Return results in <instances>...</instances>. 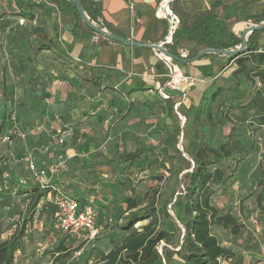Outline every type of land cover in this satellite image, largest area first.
<instances>
[{
  "label": "rangeland",
  "instance_id": "obj_1",
  "mask_svg": "<svg viewBox=\"0 0 264 264\" xmlns=\"http://www.w3.org/2000/svg\"><path fill=\"white\" fill-rule=\"evenodd\" d=\"M25 1L38 4L31 9L32 19L15 14L17 8L13 0H0V11L6 13L4 19L0 20V117L4 115L6 118L13 114L24 133L23 138L0 143V179L3 178L5 185L12 186L14 190L11 193L0 191V242L7 239L27 218L22 245L14 255L13 264H71L77 260L79 264H83L85 257L87 264H95L100 254L119 243L123 236L117 230V223L130 211L124 201L127 197L134 198L139 206L156 202L164 226L173 235L172 245L179 244L182 228L176 220L175 203L171 206L174 199L169 204L158 202V198L161 201L169 194V189L164 186L163 181L153 178L164 173L163 167L157 163L167 160L166 156L177 150L188 157L184 149L189 145L193 129H197L202 140H208V131L213 129L215 135L211 143L216 145L227 133L228 124L223 128L218 125L212 127L207 123L205 114L210 106L214 120H219L220 112L226 107L227 97L215 98L209 105L213 89H206L198 103L188 109L183 101L175 106L181 99L176 92H172L170 99H163L156 88H149L146 95L131 102L129 106L127 101L114 100L113 105L97 115L99 102L91 100L90 95L85 99L87 94H84L79 99L78 96L74 98L78 95L75 93L66 96L65 92L51 91L52 86L48 81L52 82V78L58 77L57 75L46 76L45 71L39 72L31 68L17 70L13 56H50V52L46 50L33 53L28 45L29 32L47 29L53 33L54 22L57 25L60 22V15L49 0ZM188 1L191 4L186 5V1L175 2L177 11L186 21H190L196 13L210 8L205 6L208 0ZM170 9L173 11L171 5ZM173 12L179 18L178 12ZM86 28L96 40L103 39L102 35ZM191 45L182 43L178 50L188 51ZM78 53L79 51H72L73 55ZM205 69L209 70L210 66H205L203 70ZM90 90L88 89V94ZM62 97L65 98L62 100ZM61 106L64 108L60 109ZM121 111V118L113 121ZM46 112L58 116L70 132L62 146L55 144V129L50 126ZM92 117L97 118L91 121ZM86 143L89 146L80 151L79 145ZM142 147L149 150L129 165L117 159ZM261 147L263 148V142ZM60 150L74 155L67 159L53 178H62L63 186H73L75 192H84L90 200L105 209H98L105 217L98 224L101 228L99 235L90 242L78 241L73 236L65 235L56 226V212L49 203L44 205L39 202L30 217L28 206L32 193L15 192L18 186L30 188L33 184L28 178L26 156L32 155L39 165L45 166ZM111 158L113 160L110 163H105ZM261 163L258 160L260 168ZM88 164L95 165L96 177L91 175L90 181L86 180L85 166ZM93 179L97 181L92 182ZM260 180V184H263L264 176ZM258 206L256 225L250 228L255 237L248 239L251 242L247 245V249L255 250L257 255L247 257L248 264H264V198L259 200ZM141 224L142 222H137L134 226ZM217 235L220 240L228 242L225 232H217ZM61 241L68 251L67 255L57 258L53 250ZM236 245L239 246L237 243ZM158 249L161 250L160 245ZM78 250L79 254H75ZM156 264L166 263L162 261ZM171 264L178 263L172 260Z\"/></svg>",
  "mask_w": 264,
  "mask_h": 264
},
{
  "label": "trees",
  "instance_id": "obj_2",
  "mask_svg": "<svg viewBox=\"0 0 264 264\" xmlns=\"http://www.w3.org/2000/svg\"><path fill=\"white\" fill-rule=\"evenodd\" d=\"M80 1L84 13L90 20L96 21L101 14L97 3H93L91 0ZM13 2L17 8L15 14L26 19L33 18L31 9L38 4L25 0H13ZM49 2L59 13L71 12L76 28L85 25L80 20L72 0H49ZM175 2L177 0H172L170 5L173 11L178 12ZM88 3L95 4L94 8L91 9V6L87 5ZM223 3L224 0H212L209 9L196 13L190 21H186L178 12V27L172 34V42L165 44V47L171 53L178 55L177 50L180 44H192L185 58L187 61L185 63L178 62L179 65L191 64L206 55H216V53L205 54L196 58L197 53L203 48L229 50L240 44V37L228 28L227 18L218 13V9ZM232 6V17H236L238 7L235 4ZM5 15V12L0 11V20L4 19ZM248 18L252 19L255 24H260L264 21V9ZM103 24L108 26L104 21ZM263 30L253 29L245 41L244 52L229 57L235 61L237 67L232 71L231 77L215 85L210 95L209 105L215 98L227 97L226 107L220 112L219 120H214L210 106L205 114L207 123L212 127L218 125L223 128L228 124L227 133L219 139L216 145H213L211 143V139L215 135L213 129L208 131V140L200 139V133L197 129H193L189 145L184 149L188 157L182 151L177 150L168 154L167 160L157 163L163 167L164 173L155 175L153 178L163 181L164 186L169 189V194L165 195L161 201L158 198V202L169 204L174 199L171 206L175 203L176 220L182 228L180 243L172 245L173 235L164 226L163 217L156 202L151 201L139 206L134 198L127 197L124 198V201L130 211L117 223V230L123 236L119 243L108 251L102 252L95 264H156L162 263V261L171 264L172 260L178 264H222V261L229 264L242 263V255L231 247L222 245L214 230L227 229L236 238L242 232L244 225L239 217L231 212L230 206L217 207L213 204V199L218 194H225L229 191L231 184L238 179L242 169L247 167L248 156L251 153H257L255 135L259 130H263V156L259 159L262 162L260 165L262 168H258L254 179L261 189L264 187V183L260 184V177L264 176V43H258L256 40L257 34ZM110 31L118 33L115 29H110ZM28 45L33 53L49 50L54 59L66 63L65 51L45 30H31ZM88 81L96 84L95 80ZM95 87L96 92L99 86ZM95 92L93 91L91 95H94ZM130 92L124 93L127 95ZM122 113H118L113 121L119 119ZM11 115L9 114L6 118L4 115L0 117V143H9L2 138L11 125ZM244 125L246 126L244 127ZM17 126L21 130L18 122ZM61 128H66V126ZM148 150L147 147L138 148L117 159L129 165ZM112 160L113 158L105 163H110L109 161ZM85 168L87 181H90L91 175L96 177L94 164H88ZM96 181V179L92 180V182ZM0 185V191L8 193L14 191L12 186L5 185L3 178L0 179ZM18 187L15 188L17 193H32L28 206L30 217L39 202L44 205L49 203L56 212V226L57 209L51 201L56 194L75 197L81 205L92 206L97 217V224L102 220V217H105L98 211V209L105 210L101 208L100 204L90 200L84 192H75L73 186H63L61 178H53L43 187L35 184H32L30 188ZM261 194L260 199L264 198V189ZM26 219L7 239L0 242V264H13L14 255L22 245ZM109 220L110 218H108ZM137 222H142V224L134 226ZM64 234L70 236L66 232ZM176 246L177 248H173ZM53 251L59 258L62 255H67L68 250L61 241ZM84 260L86 261L83 264H87L86 257ZM71 264H79V260L73 261Z\"/></svg>",
  "mask_w": 264,
  "mask_h": 264
},
{
  "label": "crops",
  "instance_id": "obj_3",
  "mask_svg": "<svg viewBox=\"0 0 264 264\" xmlns=\"http://www.w3.org/2000/svg\"><path fill=\"white\" fill-rule=\"evenodd\" d=\"M91 1L97 3L100 8L101 14L96 21L106 30L115 29L118 35L144 44L161 43L165 40L167 22L155 15L160 0ZM178 1H186L184 2L186 5L191 4L188 0ZM211 2L212 0L206 1L205 6L209 8ZM130 4L132 7H130ZM233 4L238 7L236 17H232ZM87 5L91 6V9L95 6V4L90 5L89 3ZM263 9L264 0H224L222 6L218 9V13L227 18L230 31L240 37L247 26L255 24L248 17L261 12ZM57 13L60 15V22L58 25L54 22L53 33L48 32L47 29L44 30L65 51L67 55L64 56L66 63L57 61L51 54L50 56H20L21 58L13 56L12 59L15 61L17 70L22 71L31 68L36 69L35 71L39 70V72L45 71L46 76H51L50 74L57 75L59 78H52V82L48 81V84L52 86L51 91L65 92L64 95L66 96L75 93V95H78L74 98L78 96L79 99L84 94H87L85 99L90 95L91 100L99 102L97 115L107 109L108 106L113 105L114 100L118 102L127 101L129 106L131 102H135L146 95L149 88H156L164 81L166 69L158 58V52L146 47L127 46L121 42L109 40L104 36L103 39L96 40V37L87 30V26L80 25L76 28L75 19L71 12ZM103 21L108 25L107 27L104 26ZM249 34L250 32L247 34V38ZM256 40L258 43H264V30L257 34ZM73 50L79 51V53L73 55ZM207 65L210 66V69L203 70ZM236 67L237 64L234 60L217 53L216 55H206L191 64L180 65L184 72L194 77H204L211 80L206 83L197 82L190 86L186 84H183V87L181 86L187 93L185 101L183 100L186 108L190 109L196 105L206 89L208 91L214 90L215 85L231 77V73ZM88 80H95L96 84H92ZM96 85L99 86V89L95 92ZM210 86L212 87L209 88ZM88 89L90 90L89 94ZM93 91L95 94L91 95ZM126 91L131 92L125 95L124 92ZM64 98L60 99L63 100ZM61 108L64 107L61 106ZM126 110L127 108L124 112ZM46 114L48 120L50 119V122H46H49L50 126L55 129V135L59 128L66 126L55 114L50 115L51 112H46ZM96 118L92 117L90 119L93 121ZM262 131L256 132L255 138L258 151L248 156L247 167L242 169L238 179L231 184L227 193L218 194L213 199V204L217 207L230 206L231 212L238 216L244 225L242 232L236 238L227 229L218 228L214 230L222 245L231 247L242 255L241 264H248L247 257L251 258L257 255L255 250L247 249V245L251 242L249 240L255 237L250 228L256 225L255 217L258 215V202L262 195L261 186L257 185L254 179L259 168L257 163L263 149L261 147L263 142ZM88 146L87 143L79 145L78 149L81 151L82 148ZM68 151L70 152L71 149H68ZM51 162L47 163L50 164ZM61 182L63 184L62 178ZM217 232H225L228 242L220 240ZM240 244L246 246L241 247ZM222 264L229 263L222 261Z\"/></svg>",
  "mask_w": 264,
  "mask_h": 264
},
{
  "label": "built area",
  "instance_id": "obj_4",
  "mask_svg": "<svg viewBox=\"0 0 264 264\" xmlns=\"http://www.w3.org/2000/svg\"><path fill=\"white\" fill-rule=\"evenodd\" d=\"M171 2L172 0H168L167 3H165V0H161L155 10V15L167 22L166 37L165 40L161 42L164 45L172 42V34L179 24L178 16L170 9ZM130 7H132L131 4ZM92 21L95 24H99L98 21ZM177 53L181 58H186L188 55V51L183 49L177 50ZM158 58L165 67L166 73L164 81L156 87V91L163 99H170L172 97V92L179 94L181 99L176 102L175 106H178L186 98V90L181 89L183 84L190 86L197 82L206 83L207 81H211L208 78H197L184 72L180 68L178 62L168 55L158 52ZM10 120L11 125L2 138L7 142H11L13 138L24 137V133L17 126L16 118L13 114ZM69 133L67 128H59L54 138L55 144L62 146ZM73 155L74 154H68V152L60 150L55 154L54 160L45 166H40L32 155L26 156L25 164L29 174L28 178L35 185L40 187L45 186L53 179L55 174H58L59 169L67 159L73 157ZM51 201L56 206L57 227L61 231L83 242H90L99 235L101 228L97 224V217L92 206L88 204L81 205L75 197L63 194H56ZM79 252L80 250L76 251L75 254H79Z\"/></svg>",
  "mask_w": 264,
  "mask_h": 264
},
{
  "label": "water",
  "instance_id": "obj_5",
  "mask_svg": "<svg viewBox=\"0 0 264 264\" xmlns=\"http://www.w3.org/2000/svg\"><path fill=\"white\" fill-rule=\"evenodd\" d=\"M72 1L74 4V8L80 17V20L88 28L104 36L105 38H108L109 40H112L115 42H121L127 46H139V47H146V48L152 49L156 52H160V53L170 56L171 58H173L175 61L179 63H185L187 61V59L181 58L178 55L168 51L163 43H145V44L140 43V42L131 40L130 38H126L124 36L118 35L114 32L108 31L103 27H100L99 25L95 24L92 20H90L88 16L84 13V11L82 10L80 0H72ZM255 28L264 29V21L261 22L260 24H254V25L247 26V28L243 30L242 33L240 34V40H241L240 44L237 45L234 49L226 50V49H218V48H203L197 53L196 58H199L200 56H203L205 54H211V53L222 54L229 58L231 56H235L239 53L244 52L245 41L247 40V34Z\"/></svg>",
  "mask_w": 264,
  "mask_h": 264
},
{
  "label": "bare ground",
  "instance_id": "obj_6",
  "mask_svg": "<svg viewBox=\"0 0 264 264\" xmlns=\"http://www.w3.org/2000/svg\"><path fill=\"white\" fill-rule=\"evenodd\" d=\"M167 2H168V0L165 1V3H167Z\"/></svg>",
  "mask_w": 264,
  "mask_h": 264
}]
</instances>
